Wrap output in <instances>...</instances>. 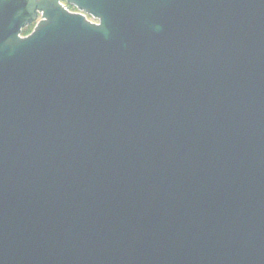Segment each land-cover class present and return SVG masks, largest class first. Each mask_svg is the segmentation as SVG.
Segmentation results:
<instances>
[{
    "label": "water",
    "instance_id": "obj_1",
    "mask_svg": "<svg viewBox=\"0 0 264 264\" xmlns=\"http://www.w3.org/2000/svg\"><path fill=\"white\" fill-rule=\"evenodd\" d=\"M60 1L0 0V264H264V0Z\"/></svg>",
    "mask_w": 264,
    "mask_h": 264
},
{
    "label": "flooded vegetation",
    "instance_id": "obj_2",
    "mask_svg": "<svg viewBox=\"0 0 264 264\" xmlns=\"http://www.w3.org/2000/svg\"><path fill=\"white\" fill-rule=\"evenodd\" d=\"M60 4L63 7L68 8V10H70L72 12H77L76 8L74 6H71V5L67 4L65 0H61L60 1ZM41 20H42L41 12L38 11V12H36V16H35L34 21H32L27 27L23 28L22 35L23 36H28L33 31V29L35 28V26Z\"/></svg>",
    "mask_w": 264,
    "mask_h": 264
},
{
    "label": "bare ground",
    "instance_id": "obj_3",
    "mask_svg": "<svg viewBox=\"0 0 264 264\" xmlns=\"http://www.w3.org/2000/svg\"><path fill=\"white\" fill-rule=\"evenodd\" d=\"M76 10H77V12H72V11H70V10H68V9H67V11H66V9H65L66 12H68V13H70V14H73V15H79V16H81V15L83 14V13H82L81 11H79L77 8H76ZM62 11H64V10H62ZM85 17H86V16H85ZM86 19L89 20V21H91V22H95V21H94L91 17H89V16H87ZM35 27H36V26H35ZM33 30H34V29H33ZM22 31H23V28H22V30H21V35H20V36H21L22 38H23V37H27V36H23V35H22ZM32 32H33V31H32ZM32 32H31V33H32ZM31 33H30V34H31ZM30 34H29V35H30ZM29 35H28V36H29Z\"/></svg>",
    "mask_w": 264,
    "mask_h": 264
}]
</instances>
